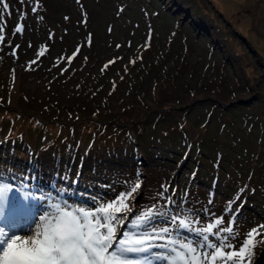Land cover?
I'll use <instances>...</instances> for the list:
<instances>
[{
	"label": "rangeland",
	"instance_id": "rangeland-1",
	"mask_svg": "<svg viewBox=\"0 0 264 264\" xmlns=\"http://www.w3.org/2000/svg\"><path fill=\"white\" fill-rule=\"evenodd\" d=\"M4 2L9 9L0 4L7 36L0 40V182L23 187L13 191L11 203H0V228L31 235L27 230L36 227L43 209L31 193L40 189L53 190L55 199L39 215L99 209L110 200L119 205L116 197L123 192L131 211L116 214L124 223L114 217L109 224L117 229V242L130 239L168 225L158 219L145 228L131 226L162 203L161 185L176 189L177 227L187 218L193 229L204 231L212 223L221 233L207 240L173 233L169 239L178 235L177 251L191 240L200 257L210 258L216 248L235 250L252 227L264 226V0ZM49 32L56 33L54 40L47 39ZM82 40L85 47L70 65L55 63ZM113 57L122 59L104 70ZM87 79L103 98L102 114L84 111L81 97L75 98L77 83ZM57 83L62 86L53 91ZM137 179L140 188L127 197ZM239 189L245 191L236 215L224 216L226 199ZM205 208L212 214L207 218ZM161 251L149 247L126 256L139 264H171L167 256L176 252H165L161 260ZM212 264L230 262L218 256ZM251 264H264V244L257 243Z\"/></svg>",
	"mask_w": 264,
	"mask_h": 264
},
{
	"label": "snow or ice",
	"instance_id": "snow-or-ice-1",
	"mask_svg": "<svg viewBox=\"0 0 264 264\" xmlns=\"http://www.w3.org/2000/svg\"><path fill=\"white\" fill-rule=\"evenodd\" d=\"M0 4H3L5 9H9V5L0 0ZM33 13L37 11V8L31 9ZM123 11V6L117 10ZM83 22L87 25V12L82 13ZM0 19H3L0 16ZM65 20H69V17H64ZM14 29L17 33L22 31V23L17 22L14 25ZM6 29L0 26V40H6ZM111 29L109 28V33ZM67 33L65 28L64 34L60 39L63 40L64 35ZM56 38L55 32H49L47 34L48 40H54ZM92 35L89 33L86 37V44L91 46ZM11 46V45H9ZM31 46V45H30ZM130 46V44H129ZM149 45L145 44L147 48ZM46 45L41 43L40 49H45ZM85 47V41L82 40L74 44L70 53H66L63 56H58L55 60L56 64H60L63 61H67L70 65L71 62L78 57L82 48ZM117 49L121 47L120 44L116 45ZM19 45L12 49V54L15 55ZM87 59V58H85ZM122 57H113L107 60L103 68L106 70L108 67L116 63ZM133 63V61H129ZM66 69H61L63 73ZM124 72L127 73V66L124 67ZM192 176L195 175L193 172ZM76 182V181H72ZM142 181L137 179L135 184L131 186L127 192V197L135 196L137 190L140 188ZM3 188H0V203H9L12 200V193L17 187H23V185L11 184L9 182H0ZM171 188V195L169 189ZM65 191V189H61ZM176 189L171 185H161L160 191L157 193V200L162 203L153 204L148 208L146 213H141L140 216L132 220L131 226L134 228H145L149 224L158 219L167 220L168 225L159 228H153L150 231H143L130 239H120L116 241L117 229L109 224L110 220L115 217V223L121 224L123 221L116 217L117 213L127 214L131 211L128 207V203L121 197L125 196V193L121 192L120 196L116 197L120 201L119 205L115 201H108L107 204H102L99 209L89 208L85 210L80 208L79 211H65L59 210L58 214H45L39 215L45 212L50 205L47 203L55 199L52 195L51 189H40L38 192L31 193L38 199H41L43 209L38 213V219L35 220V228L32 226L27 230L31 235L18 236L15 234L10 235L7 229L0 228V264H139L138 259H131L126 256L128 251H140L149 247H159L163 249L157 256L162 260L165 257V252H176L175 256L169 255L167 259L171 261V264H212V260L218 256L221 258H228L230 264H251L255 248L257 243L264 244V226L252 227L246 234L245 238L238 248L235 250L222 251L221 248H216L211 252V257H200L197 248L194 246L193 241L189 240L188 243L181 245L182 251H177L175 244L178 239V235L172 239L173 233L178 234L181 230L193 233L207 240L209 236H220V232H216L212 227V223H209L208 227L204 231L193 229L192 222L185 219L179 220V227H177L176 221L178 216L173 211L176 202L174 200V194ZM245 189H239L226 199V203L221 209V213L224 216H235L239 209V198L243 195ZM186 195V193H185ZM214 197V190L208 193V202L211 203ZM181 206L184 201L181 199ZM67 204L63 205L66 209ZM233 208L235 211H233ZM191 211V210H188ZM206 218L211 216L208 210L205 208L202 210ZM103 221L101 223L100 221ZM218 217L215 223H219ZM232 219L227 220V224L231 226ZM225 233H230V229H226ZM125 237L129 236L128 232L124 233ZM157 241L161 243H157ZM232 248V244L228 245ZM211 248V245H209ZM209 248H205V253Z\"/></svg>",
	"mask_w": 264,
	"mask_h": 264
},
{
	"label": "trees",
	"instance_id": "trees-1",
	"mask_svg": "<svg viewBox=\"0 0 264 264\" xmlns=\"http://www.w3.org/2000/svg\"><path fill=\"white\" fill-rule=\"evenodd\" d=\"M59 85L62 86V83H60V84L57 83V86H56V88L53 89V91L59 90ZM77 85H78V87H76V91H75L77 93V95L75 96V98L80 99V97H81V100H82V103H83L82 104V107H83L82 109H84V111L88 110V111H90L93 114H97V113L102 114V113H104L105 110H103L101 108V105L99 103V102H102L103 98L101 96H96L95 95L96 94V92H95V89H96L95 82L93 80H91V79H87V80L79 81L77 83ZM2 111H5L4 117L7 116V114H9L8 110L4 109ZM120 125H122V124H118V127H115V128L124 127V125H122L121 127H120ZM138 125L139 124H132L131 127L138 126ZM170 129H172V127H170ZM182 136L185 137L186 134H183Z\"/></svg>",
	"mask_w": 264,
	"mask_h": 264
},
{
	"label": "water",
	"instance_id": "water-1",
	"mask_svg": "<svg viewBox=\"0 0 264 264\" xmlns=\"http://www.w3.org/2000/svg\"><path fill=\"white\" fill-rule=\"evenodd\" d=\"M263 34H264V30H263ZM11 230H14V234L15 235H19V234H24V230L23 229H14L12 228Z\"/></svg>",
	"mask_w": 264,
	"mask_h": 264
},
{
	"label": "bare ground",
	"instance_id": "bare-ground-1",
	"mask_svg": "<svg viewBox=\"0 0 264 264\" xmlns=\"http://www.w3.org/2000/svg\"><path fill=\"white\" fill-rule=\"evenodd\" d=\"M13 197H14V196H13ZM15 202H16V201H15ZM10 203H11V202H10ZM6 205H7V204H6ZM4 207H5V206H4ZM22 207H24V206L22 205ZM21 209L23 210L24 208H20V211H21ZM20 211H19V212H20ZM1 213H2V212H1ZM10 213H11V212H10ZM10 213H9V214H10ZM24 214H25V213H24Z\"/></svg>",
	"mask_w": 264,
	"mask_h": 264
}]
</instances>
